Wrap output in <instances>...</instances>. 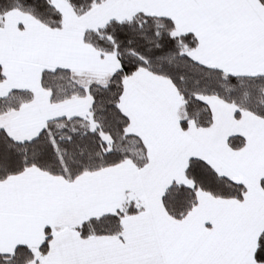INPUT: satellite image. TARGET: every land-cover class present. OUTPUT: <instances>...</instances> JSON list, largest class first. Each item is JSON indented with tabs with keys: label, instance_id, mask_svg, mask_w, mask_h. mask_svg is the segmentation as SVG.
<instances>
[{
	"label": "snow or ice",
	"instance_id": "obj_1",
	"mask_svg": "<svg viewBox=\"0 0 264 264\" xmlns=\"http://www.w3.org/2000/svg\"><path fill=\"white\" fill-rule=\"evenodd\" d=\"M0 264H264V0H0Z\"/></svg>",
	"mask_w": 264,
	"mask_h": 264
}]
</instances>
